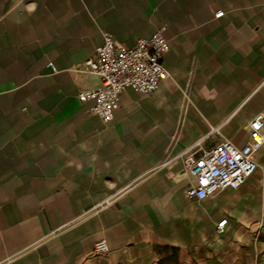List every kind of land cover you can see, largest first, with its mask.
I'll return each instance as SVG.
<instances>
[{
	"label": "crops",
	"instance_id": "0c3cea01",
	"mask_svg": "<svg viewBox=\"0 0 264 264\" xmlns=\"http://www.w3.org/2000/svg\"><path fill=\"white\" fill-rule=\"evenodd\" d=\"M160 26L169 76L89 115L103 32L131 47ZM263 110L264 0H0V264H264V144L204 200L178 157L243 146Z\"/></svg>",
	"mask_w": 264,
	"mask_h": 264
},
{
	"label": "built area",
	"instance_id": "2783aa9c",
	"mask_svg": "<svg viewBox=\"0 0 264 264\" xmlns=\"http://www.w3.org/2000/svg\"><path fill=\"white\" fill-rule=\"evenodd\" d=\"M222 12L215 14L220 17ZM166 27H158L151 36L136 40L127 47L118 43L108 32H103L102 43L95 55L84 63L83 71L99 77L101 87L81 91V102L93 101L87 113L98 117L102 123L112 121L124 91L132 90L142 95H151L160 82L169 76L163 57L169 51ZM52 68V64L49 63ZM264 144V110L248 125V140L236 147L223 140L212 150L201 151L200 142L185 148L179 155L185 172L194 180L186 190L190 199L204 200L224 189H238L256 169V153ZM226 219L217 223L216 233L222 234ZM105 240L93 245V253H107Z\"/></svg>",
	"mask_w": 264,
	"mask_h": 264
}]
</instances>
